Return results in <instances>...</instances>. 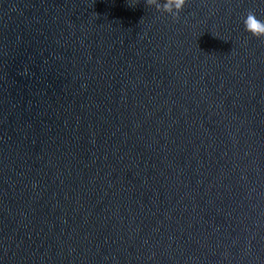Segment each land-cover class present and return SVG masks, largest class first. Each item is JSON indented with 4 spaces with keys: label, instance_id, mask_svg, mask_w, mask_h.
Listing matches in <instances>:
<instances>
[{
    "label": "water",
    "instance_id": "1",
    "mask_svg": "<svg viewBox=\"0 0 264 264\" xmlns=\"http://www.w3.org/2000/svg\"><path fill=\"white\" fill-rule=\"evenodd\" d=\"M250 9L0 0V264H264Z\"/></svg>",
    "mask_w": 264,
    "mask_h": 264
},
{
    "label": "clouds",
    "instance_id": "2",
    "mask_svg": "<svg viewBox=\"0 0 264 264\" xmlns=\"http://www.w3.org/2000/svg\"><path fill=\"white\" fill-rule=\"evenodd\" d=\"M149 7H155L157 11L171 15L174 20L180 19V13L184 10L188 0H145ZM138 0H133V4ZM133 6V5H129ZM245 31L251 36L264 40V20L258 18L254 10H248L243 19Z\"/></svg>",
    "mask_w": 264,
    "mask_h": 264
}]
</instances>
